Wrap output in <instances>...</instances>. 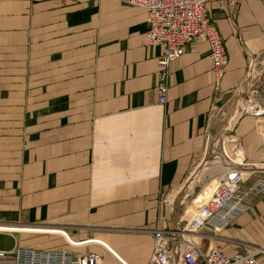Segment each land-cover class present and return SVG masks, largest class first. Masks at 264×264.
Wrapping results in <instances>:
<instances>
[{
	"label": "crops",
	"instance_id": "0c3cea01",
	"mask_svg": "<svg viewBox=\"0 0 264 264\" xmlns=\"http://www.w3.org/2000/svg\"><path fill=\"white\" fill-rule=\"evenodd\" d=\"M206 8L229 56L224 78L216 84L201 38L171 64L161 106L162 47L145 44L144 9L122 0H0V251L64 249L122 264L105 244L127 264H149L163 202L197 169L217 165L223 132L239 142L229 149L234 159L253 169L246 187L264 173V134L235 113L247 54L264 51V0H242L232 14ZM249 203L199 245L213 241L231 259L264 249V196Z\"/></svg>",
	"mask_w": 264,
	"mask_h": 264
},
{
	"label": "built area",
	"instance_id": "2783aa9c",
	"mask_svg": "<svg viewBox=\"0 0 264 264\" xmlns=\"http://www.w3.org/2000/svg\"><path fill=\"white\" fill-rule=\"evenodd\" d=\"M129 6L139 7L147 12L148 30L145 34L146 46H161L162 54L158 58L159 70L156 75L157 102L164 106L168 101L171 64L180 58L187 46H197L203 38L209 45V57L212 61V73L216 84L224 78L229 56L212 18L207 4L214 3L223 13L232 14L242 0H122ZM248 72L243 83L237 89L239 100L235 113L241 117L256 120V128L264 134V51L258 55L247 54ZM219 111L215 108L209 117L206 142L209 146L214 139L211 127ZM222 153L225 148L234 146L239 150L236 138L224 132L220 135ZM233 150V151H234ZM228 169L219 177V186L211 198L200 204L189 220L181 217L173 204L163 202L164 214L154 230L153 252L149 264H257V249L238 259L229 258L213 241L203 249L198 239H213L207 233L216 234L235 222L242 214L250 210L251 195L264 196V173L246 187V173L252 167L237 164L232 156H225ZM239 166L236 170L231 166ZM248 177V179H250ZM171 205V206H170ZM170 206V209H169ZM67 241L73 242L66 232H60ZM107 248L122 264L121 260L108 246ZM98 254L77 255L64 249L39 250L34 248H16L10 252L0 251V264H101Z\"/></svg>",
	"mask_w": 264,
	"mask_h": 264
},
{
	"label": "bare ground",
	"instance_id": "6f19581e",
	"mask_svg": "<svg viewBox=\"0 0 264 264\" xmlns=\"http://www.w3.org/2000/svg\"><path fill=\"white\" fill-rule=\"evenodd\" d=\"M225 156H232L233 157V155L230 154V150L228 148H225V153L224 154L222 153V156H221L222 158L220 157V159L218 158L219 160H215L216 161V164H217L215 167H212V168H202V169L199 168L194 173V175H193L194 178L192 177L193 178V181L189 184V187L188 188L187 187L185 188L184 194L182 195V198H181V201L184 198H187L189 194H191V193L194 192V190H190V189L194 188L195 182L202 181L208 174L211 173V175H212V173H214L217 170L216 175L213 178V183L211 184V186L209 184L204 185L202 187L200 193L197 194L196 198L191 203H189L187 205V208H186V214L187 215H189V216L192 217L193 214L195 213L196 208H197V206L195 207V205L196 204H199V203L200 204L201 203H204V202H206V200L208 201L211 198V196L214 194V192L216 191V189L218 188V186H219V179H220L218 177H221L220 175L223 172L229 170L228 168L226 169V167H225L226 166L225 165V160H224L226 158ZM233 160L237 164H241V163H238L237 160L234 159V157H233ZM208 183H210V182H208Z\"/></svg>",
	"mask_w": 264,
	"mask_h": 264
},
{
	"label": "rangeland",
	"instance_id": "374dc122",
	"mask_svg": "<svg viewBox=\"0 0 264 264\" xmlns=\"http://www.w3.org/2000/svg\"><path fill=\"white\" fill-rule=\"evenodd\" d=\"M216 172H217V170L214 173H216ZM212 175H213V173H212ZM212 175L210 173L202 181L195 182L194 188L190 189V190H194V192L191 193V194H189L188 197L187 198H184L182 201H181V198H182V195L184 194V190L181 192V194H178L175 198L174 197L173 198L171 197L169 199V204H173L174 207H175V210L177 211V213L181 217H183L185 220H189L191 218V216H189V215L186 214L187 205L189 203H191L196 198L197 194L200 193V191H201V189H202V187L204 185L209 184L211 186V184L213 183V178L215 176V175H213V176ZM208 176H210V179L209 178L207 179ZM193 178L190 180L189 184L193 181ZM208 182H210V183H208ZM189 184L187 185V188L189 187ZM199 205H200V203L199 204H196L195 207L196 206L198 207ZM170 206H169V209H170Z\"/></svg>",
	"mask_w": 264,
	"mask_h": 264
}]
</instances>
